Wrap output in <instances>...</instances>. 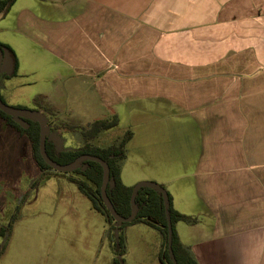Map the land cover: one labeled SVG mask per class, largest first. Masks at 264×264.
Listing matches in <instances>:
<instances>
[{"label":"crops","instance_id":"obj_1","mask_svg":"<svg viewBox=\"0 0 264 264\" xmlns=\"http://www.w3.org/2000/svg\"><path fill=\"white\" fill-rule=\"evenodd\" d=\"M0 43L18 63L8 77L3 56L0 87H37L33 111L64 126L47 138L57 152L75 149L66 127L124 116L123 165L197 220L174 224L179 243L196 264H232L221 225L264 221V0H16Z\"/></svg>","mask_w":264,"mask_h":264},{"label":"rangeland","instance_id":"obj_2","mask_svg":"<svg viewBox=\"0 0 264 264\" xmlns=\"http://www.w3.org/2000/svg\"><path fill=\"white\" fill-rule=\"evenodd\" d=\"M24 82L27 80L23 77L5 80L4 87H0V98L5 105L34 109L29 100L38 89L34 84L22 85ZM13 120L26 128L23 120ZM46 124L49 139L55 135V130L64 128L58 122ZM66 128L69 130L66 146L81 147L85 143L84 129ZM127 131L132 133L133 130L123 116L118 127L96 144L110 145ZM57 148H61L60 141ZM123 163L121 179L124 185L153 183L150 179L138 181L151 176V171L135 167L132 162ZM72 179L81 177L52 169L40 172L33 161L27 137L19 135L0 118V225L10 226L7 236L0 237V247L6 245L0 254V264H112L109 237L116 236L119 231H109L104 217L91 208L89 200L78 192ZM123 232L126 264H160L162 239L156 230L135 223L125 226Z\"/></svg>","mask_w":264,"mask_h":264},{"label":"trees","instance_id":"obj_3","mask_svg":"<svg viewBox=\"0 0 264 264\" xmlns=\"http://www.w3.org/2000/svg\"><path fill=\"white\" fill-rule=\"evenodd\" d=\"M16 0H0V18H3ZM0 51L2 54L6 53L10 64L11 71L8 77H14L17 73L18 63L16 56L12 49L7 45L0 43ZM1 100V98H0ZM2 101V100H1ZM0 118L4 120L5 124L17 132L19 135L26 136L31 147L32 158L40 172L51 170L41 159L38 150L39 126L37 123L28 119H21L27 125L26 128L21 127L16 123L13 118L7 116L0 111ZM118 121L115 117L110 120L95 121L83 131L85 143L76 149L57 152L55 146L46 138L45 151L47 156L57 164L66 165L73 162L81 155H93L99 157L106 162L109 169V180L106 188L107 196L116 212L121 218H127L130 215V195L132 187H127L121 180V163L126 157V144L131 139V132L127 131L125 134L116 140L114 143L106 147H100L92 143V140L99 134L116 128ZM81 179H72L76 189L80 194L85 196L91 208L104 217L105 222L109 225V231L117 229L119 232L116 236H110L111 251L113 254L112 264H126L124 255L125 237L124 227L129 224L141 223L154 230H156L161 239V248L159 252L160 264H173L168 255L167 250V222L165 211L160 193L149 188H141L137 191L135 197L136 216L130 223H123L115 227L114 220L110 217L107 209L105 208L100 196V186L102 180V168L99 164L91 161H84L73 171ZM163 188V187H162ZM164 189V188H163ZM168 212L172 226V244L174 258L177 264H196L189 250L179 243L174 224L182 222L186 224H195V218L182 215L176 212L172 207L171 196L168 192ZM9 227L0 225V237L5 238L9 233ZM108 231V232H109ZM5 243L0 247V254L5 249Z\"/></svg>","mask_w":264,"mask_h":264},{"label":"water","instance_id":"obj_4","mask_svg":"<svg viewBox=\"0 0 264 264\" xmlns=\"http://www.w3.org/2000/svg\"><path fill=\"white\" fill-rule=\"evenodd\" d=\"M7 56L6 53L2 54L0 51V67L2 63V58L3 56ZM8 58V56H7ZM9 60V58H8ZM9 65L11 68V64L9 61ZM11 71V70H10ZM0 111L7 116L13 118V119H28L32 122H35L39 126V138H38V150H39V155L42 159V161L50 167L53 171L55 172H73L79 165L80 163L84 161H91L95 162L100 165L102 168V180H101V186H100V196L103 201V204L105 208L107 209L110 217L114 220L115 224L120 225L123 223H130L132 220H134L136 216V205H135V197L137 194V191L141 188H149L151 190H154L158 193L161 194L162 196V202H163V207L165 211V217H166V222H167V250H168V255L171 259V262L173 264H177L176 260L173 255V251L171 248L172 244V226H171V221H170V216L168 212V196L166 191L159 186L156 183L152 182H139L136 185L132 187V192L130 195V215L127 218H121L119 217L108 196L106 193V188L108 185V180H109V169L105 161L100 159L99 157L93 156V155H81L77 157L73 162L66 164V165H60L52 161L46 154L45 151V142L47 138V124L45 119L39 115L36 111L33 110H27V109H22V108H13L5 105L1 100H0Z\"/></svg>","mask_w":264,"mask_h":264},{"label":"clouds","instance_id":"obj_5","mask_svg":"<svg viewBox=\"0 0 264 264\" xmlns=\"http://www.w3.org/2000/svg\"><path fill=\"white\" fill-rule=\"evenodd\" d=\"M216 238L232 264H264V221L238 220L221 225Z\"/></svg>","mask_w":264,"mask_h":264}]
</instances>
